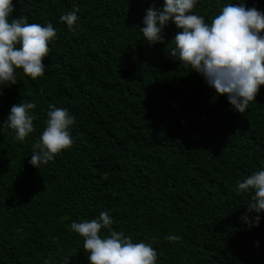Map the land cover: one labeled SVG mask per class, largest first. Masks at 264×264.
Masks as SVG:
<instances>
[{"label": "trees", "instance_id": "obj_1", "mask_svg": "<svg viewBox=\"0 0 264 264\" xmlns=\"http://www.w3.org/2000/svg\"><path fill=\"white\" fill-rule=\"evenodd\" d=\"M238 2L197 0L193 14L210 24ZM12 3L10 19L51 22L56 38L42 77L17 69L16 84L0 85V125L14 104L36 105L23 141L0 131V264H89L70 225L101 212L113 221L102 237L111 230L151 243L156 264H264V212L252 226L251 193L235 191L264 170V86L241 114L170 55L181 31L171 21L164 43H147L143 18L163 0ZM243 3L264 13V0ZM77 8L70 31L60 17ZM50 105L75 118L73 144L36 168L32 145Z\"/></svg>", "mask_w": 264, "mask_h": 264}, {"label": "clouds", "instance_id": "obj_2", "mask_svg": "<svg viewBox=\"0 0 264 264\" xmlns=\"http://www.w3.org/2000/svg\"><path fill=\"white\" fill-rule=\"evenodd\" d=\"M196 3L197 0H163L162 9L153 3L146 10L140 31L147 43H164L163 29L171 21L181 31L171 41L174 47L170 55L177 57L185 69L201 74L217 95H226L232 108L242 114L264 86V13L246 7L240 0L226 4L209 24L203 16L193 14ZM13 11L12 0H0V85L16 84L17 69L33 80L42 77L49 42L56 38L51 22L41 25L28 23L26 17L10 19ZM78 11L77 8L60 17L70 31L74 30ZM35 107L32 102L14 104L0 131L12 129L15 139L23 141L35 131L36 117L30 114ZM74 122L67 109L50 105L46 126L32 145L29 163L39 168L71 148L73 140L68 128ZM235 191L237 195L251 193L247 209L256 214L252 226H258L259 214L264 212V170L238 181ZM241 219L249 223L247 214ZM112 223L110 216L101 212L98 218L70 225L83 238L89 264H156L157 252L151 243L133 242L123 232L111 230L102 237L101 230L110 229ZM165 239L177 242L181 237L169 235ZM63 264H69L68 257Z\"/></svg>", "mask_w": 264, "mask_h": 264}]
</instances>
